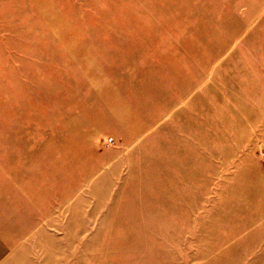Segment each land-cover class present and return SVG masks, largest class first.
I'll return each mask as SVG.
<instances>
[{
    "label": "rangeland",
    "instance_id": "374dc122",
    "mask_svg": "<svg viewBox=\"0 0 264 264\" xmlns=\"http://www.w3.org/2000/svg\"><path fill=\"white\" fill-rule=\"evenodd\" d=\"M0 264H264V0H0Z\"/></svg>",
    "mask_w": 264,
    "mask_h": 264
}]
</instances>
